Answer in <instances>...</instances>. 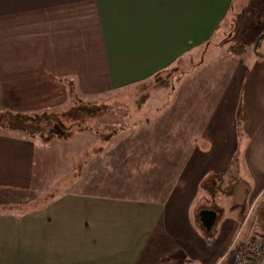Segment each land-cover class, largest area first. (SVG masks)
Masks as SVG:
<instances>
[{
  "label": "crops",
  "instance_id": "0c3cea01",
  "mask_svg": "<svg viewBox=\"0 0 264 264\" xmlns=\"http://www.w3.org/2000/svg\"><path fill=\"white\" fill-rule=\"evenodd\" d=\"M233 3L0 0V109L50 107L54 96H67L71 89L99 93L104 85L131 92L166 70L168 79L180 80L181 95L176 105L154 108L146 95L140 104L113 107L112 116L116 111L125 116L116 120L113 133L81 130L74 136L81 140L76 147L70 135L38 141L0 130V264H215L237 235L264 233L250 221L244 232L247 219L240 224L237 209L227 204L230 214L220 205L215 210L214 197L199 193L203 182H216L214 174L233 168L242 134L246 160L258 164L261 158L264 169L260 57L251 67L238 59L219 72L222 83L212 104L208 95L203 107L182 95L191 83L199 91L200 82L189 81L197 63L221 48L222 42L211 41ZM229 52L232 59L239 55ZM191 125L198 128L195 136ZM53 139L66 143L72 179L64 193L50 191L41 202L52 185L44 188ZM173 143L178 150L165 151L164 144ZM186 143L192 145L184 151L179 144ZM147 175L150 187H143L137 177ZM147 191L151 194H141ZM249 191L243 189L239 203ZM25 195L37 198L27 203ZM203 209L216 212L209 231L199 220Z\"/></svg>",
  "mask_w": 264,
  "mask_h": 264
},
{
  "label": "rangeland",
  "instance_id": "374dc122",
  "mask_svg": "<svg viewBox=\"0 0 264 264\" xmlns=\"http://www.w3.org/2000/svg\"><path fill=\"white\" fill-rule=\"evenodd\" d=\"M236 24V26L234 25ZM229 25H232L234 28H230ZM259 39V44L257 45V39ZM218 42L221 44V48L216 53H209L206 55L205 60L203 62L197 63L198 66H200L197 69V75L194 79L190 80L189 82H200L198 88L199 91H195V84L191 83L188 87V89L183 93L182 95H186L187 99L185 102L192 103L191 105H201L202 107L205 103V97L207 95L210 97V103H213V100L215 99L217 92H219L218 88L220 84L222 83V79L219 78L218 73L219 72H225L230 69L232 65L235 63L234 60L241 59V61L245 64H247L249 67L253 64L252 61L256 56L260 57L259 63L264 66V0H234V3L232 5V8L230 10V13L225 17L224 22L222 23L219 31L215 34V36L212 38V44H216ZM235 50L238 56L231 58V54L229 51ZM214 54V55H213ZM235 54V55H237ZM258 62V61H257ZM177 70V69H176ZM174 70V71H176ZM214 75H216L218 78L215 79ZM203 76H206V79H203ZM170 83L172 80L167 79ZM180 81V80H179ZM178 79H173L172 83L170 84L169 88H172L168 91L167 86H163V89L157 90L159 92H153V90L156 87H143L142 85H137L131 88V92L129 91L130 88H127L128 91H120L121 89H106V86L103 85L102 89L99 88V93H93L88 92V90L82 94L77 91L75 95L80 97L79 101H75L74 95L68 94L67 96H54V98H57L56 103L54 105H51L50 107L43 108L41 106H38L37 108L31 110L33 115L36 117L39 116L42 113H50V114H56V119L54 120V124L58 126L59 130L61 132L63 131L67 135L73 136L71 138V143L75 147L80 144V141L76 140V132L79 131L80 127H88L92 126L95 129H99L101 132H111L114 127L117 125L114 124L116 120H123L124 119V112L116 111L117 115L112 116L114 113L113 107L117 106H125L129 108V106L132 103H135L138 101L140 97V103L143 101L141 99L142 95H149L148 103L150 106L157 108L161 104H177L179 102L180 93H177V88L179 87ZM188 82V81H186ZM145 83V82H144ZM152 83V80H149L146 85H150ZM208 84L207 88L204 89V85ZM216 83V92L214 91L215 88L212 89V84ZM174 88V89H173ZM156 90V89H155ZM80 91V90H79ZM53 98V99H54ZM204 98V100H203ZM139 103V104H140ZM73 107L79 108H98V110L95 111V113L88 114V113H81L79 116L74 118H67L64 117L62 113L66 112L64 110L72 109ZM37 109V110H36ZM63 111V112H59ZM176 112V111H175ZM174 112V113H175ZM24 113V112H23ZM115 113V114H116ZM191 115L195 114L196 112L191 110L189 111ZM241 117V116H240ZM203 118L202 112H201V119ZM200 123L202 122L199 120ZM123 121H121L122 123ZM239 122H242V120L239 118ZM120 123V124H121ZM126 123V122H125ZM53 124V123H52ZM196 124V121H195ZM191 131L193 132L192 135L195 136L197 133V126L191 125ZM202 129V128H201ZM174 130H177L175 127ZM17 132H21L20 130H17ZM38 141H43L42 138L49 139V137H41V136H33ZM244 134H242L239 138V153L237 155V162L238 164V178L239 183L235 185V187L230 188L233 196V200L236 203H239V201L242 199L243 195V189L246 192V186L243 185L246 183L250 187V191L246 198V205L248 208L247 211V221L244 222V232L247 230V222L251 219L253 216V208L258 200H260L264 196V169L262 168V161L261 158L258 159V164L254 163V161H247L245 158V148L243 147V140H244ZM54 142H51L49 149H48V155H47V162H46V181L44 184V188L47 187V184H52L51 186H48L46 191L44 192V195L42 194L39 199L41 202H44L45 200L50 198L51 195L55 194H62L66 191V184H68L71 181V168L70 164L68 163L69 157L66 155V143L64 141H58L57 139H53ZM182 145L184 151H187L192 144H179ZM164 146L167 148L165 151H177L178 150V144H164ZM170 148V150H169ZM173 160H169L171 162ZM181 160H179L180 162ZM149 177L151 176H138V183L139 179L141 180V185L143 187H147L149 184ZM145 178L147 180H145ZM153 178V176H152ZM51 191V192H50ZM50 192V193H49ZM119 192V189H118ZM199 193L202 196H206L207 199H210L209 196L212 194L209 192L208 189H203L199 191ZM139 194V193H138ZM150 195L151 192L147 191L145 193ZM45 195H48L45 196ZM121 195V194H120ZM123 195V194H122ZM32 197V196H31ZM30 196L24 197V200H26L27 203H30L31 198ZM228 197V196H227ZM225 195L221 194V192H218L216 199H219V205L223 208L222 210L226 208L228 202H230V198H227ZM1 198V197H0ZM9 198V197H8ZM32 198H37L36 196H33ZM219 211V210H218ZM194 213H192L193 220L197 223L198 217H197V210H193ZM226 214H230V212L225 210ZM218 221V220H217ZM200 225V223H199ZM204 234H207L205 231H203ZM243 235V234H242ZM172 258V257H171ZM191 262L184 261V264ZM164 264V263H162ZM176 264H183L181 262Z\"/></svg>",
  "mask_w": 264,
  "mask_h": 264
},
{
  "label": "trees",
  "instance_id": "16d2710c",
  "mask_svg": "<svg viewBox=\"0 0 264 264\" xmlns=\"http://www.w3.org/2000/svg\"><path fill=\"white\" fill-rule=\"evenodd\" d=\"M259 39H257V45L259 44ZM171 70H166L165 72L158 73L154 78L152 79V83L150 85H144L143 87H163L165 84L167 85L168 83V78H169V73ZM70 95H74L75 101H79L80 97L75 95L76 92L75 90L71 89ZM146 98V94L141 96V99L144 101ZM142 101V102H143ZM136 103H140V97ZM98 110V108H84V107H73L72 109H67L64 110L66 112L62 113L64 117L67 118H74L79 116L81 113H88L92 114L95 113V111ZM63 112V111H59ZM56 119V114H50V113H42L39 116H35L32 113L29 112H18V111H12V110H3L0 109V130L4 131H16L20 130L22 133H25L29 136H41V137H57V138H62L64 136H67L66 133L56 126L54 124V120ZM53 123V124H52ZM237 123H239V117L237 118ZM81 130H93L94 133L101 135V136H109L113 132L105 133L101 132L99 129H95L92 126L88 127H80L79 131ZM77 131V132H79ZM236 159L233 161L232 164V169L226 172H218L214 174V178H216V182H212L209 184V181H205L202 183V188L203 189H208L209 192L212 194L210 196H213V200H210L211 205L215 210H217L219 206V199H216V196L218 192H221V194L225 195L227 198H230V202H228V206L233 209L238 210V215H237V220L240 224H242L248 214V208L246 205V198L247 196L242 200L241 203H236L234 202V198L232 196V192L230 191V188L235 187V185L242 183L237 180L238 178V172H237V163ZM213 181V180H212ZM247 191H249L250 187L246 185ZM249 193V192H248ZM248 193L246 195H248ZM218 205V206H217ZM222 206V205H221ZM220 210V207L218 208ZM251 225L254 226H259V227H264V196L258 200L253 208V216L249 220ZM263 229V228H262Z\"/></svg>",
  "mask_w": 264,
  "mask_h": 264
},
{
  "label": "built area",
  "instance_id": "2783aa9c",
  "mask_svg": "<svg viewBox=\"0 0 264 264\" xmlns=\"http://www.w3.org/2000/svg\"><path fill=\"white\" fill-rule=\"evenodd\" d=\"M215 264H264V233L237 235Z\"/></svg>",
  "mask_w": 264,
  "mask_h": 264
},
{
  "label": "water",
  "instance_id": "95a60500",
  "mask_svg": "<svg viewBox=\"0 0 264 264\" xmlns=\"http://www.w3.org/2000/svg\"><path fill=\"white\" fill-rule=\"evenodd\" d=\"M199 220L206 231L211 230L216 220V212L213 210L203 209L198 213Z\"/></svg>",
  "mask_w": 264,
  "mask_h": 264
}]
</instances>
